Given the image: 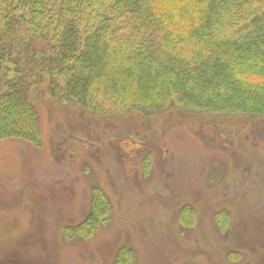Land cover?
<instances>
[{"label":"rangeland","instance_id":"1","mask_svg":"<svg viewBox=\"0 0 264 264\" xmlns=\"http://www.w3.org/2000/svg\"><path fill=\"white\" fill-rule=\"evenodd\" d=\"M36 107L40 146L0 139V264H264V117ZM95 188L111 222L67 232Z\"/></svg>","mask_w":264,"mask_h":264},{"label":"trees","instance_id":"2","mask_svg":"<svg viewBox=\"0 0 264 264\" xmlns=\"http://www.w3.org/2000/svg\"><path fill=\"white\" fill-rule=\"evenodd\" d=\"M47 96L108 117H264V0H0V139L40 146ZM111 215L95 188L87 221L67 232ZM135 260L123 248L114 264Z\"/></svg>","mask_w":264,"mask_h":264}]
</instances>
